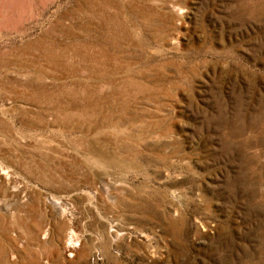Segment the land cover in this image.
I'll list each match as a JSON object with an SVG mask.
<instances>
[{"label":"rangeland","instance_id":"1","mask_svg":"<svg viewBox=\"0 0 264 264\" xmlns=\"http://www.w3.org/2000/svg\"><path fill=\"white\" fill-rule=\"evenodd\" d=\"M0 117V264H264V0H0Z\"/></svg>","mask_w":264,"mask_h":264},{"label":"bare ground","instance_id":"2","mask_svg":"<svg viewBox=\"0 0 264 264\" xmlns=\"http://www.w3.org/2000/svg\"><path fill=\"white\" fill-rule=\"evenodd\" d=\"M0 118H1V117H0ZM2 125H3V124H2ZM0 128H1V127H0ZM2 134H3V133H2ZM0 139H1V138H0ZM0 142H2V141H0ZM1 144H2V143H1ZM1 144H0V145H1ZM5 144H6V143H5ZM5 144H4V145H5ZM1 147H4V146H1ZM4 148H5V147H4ZM11 150H12V149H11ZM2 151H3V150H2ZM4 151H5V149H4ZM13 153H14V152H13ZM0 155H1V154H0ZM2 155H4V153H3ZM5 155H6V153H5ZM6 156H7V155H6ZM0 163H1V162H0ZM2 164H3V163H2ZM3 167H4V166H3ZM7 168H9V167H7ZM7 168H6V169H7ZM1 169H2V168H1ZM8 170H9V169H8ZM4 171H5V170H4ZM11 171H12V170H11ZM2 172H3V171H2ZM16 196H18V195H16ZM16 196L14 195V197H16ZM55 203H56V202H55ZM58 203H60V202H57V204H58ZM62 203H63V202H62ZM56 206H57V205H56ZM59 206H60V205H59ZM61 207H62V205H61ZM62 209H63V208H62ZM63 210H64V209H63ZM62 212H63V211H62ZM31 216H32V215H31ZM20 220H21V219H20ZM103 221H104V220H103ZM106 224H107V222H106ZM104 225H105V223H104ZM105 226H106V225H105ZM109 226H110V225H109ZM113 227H114V226H113ZM66 228H67V226H66ZM63 230H64V229H63ZM66 231H67V230H66ZM64 233H65V231H64ZM111 233H112V232H111ZM36 234H37V233H36ZM67 234H68V233H67ZM36 236H37V235H36ZM59 236H60V235H59ZM66 236H67V235H66ZM66 236H65V237H66ZM71 236H72V238H73V234H71ZM74 236H75V235H74ZM33 238H34V237H33ZM62 239H63V238H62ZM74 239H75V238H74ZM74 241H75V240H74ZM90 241H91V240H90ZM88 246H89V245H88ZM109 246H110V245H109ZM81 248H82V247H81ZM92 248H93V246H92ZM84 249H85V248H84ZM98 249H99V248H98ZM107 249H108V248H107ZM109 249H110V248H109ZM109 249H108V250H109ZM108 250H107V251H108ZM100 252H101V251H100ZM105 252H106V250H105ZM108 252H111V251L109 250ZM106 254H107V253H106Z\"/></svg>","mask_w":264,"mask_h":264}]
</instances>
